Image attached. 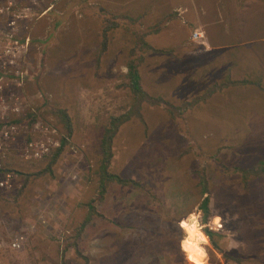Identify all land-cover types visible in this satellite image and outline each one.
Returning <instances> with one entry per match:
<instances>
[{
    "label": "rangeland",
    "instance_id": "rangeland-1",
    "mask_svg": "<svg viewBox=\"0 0 264 264\" xmlns=\"http://www.w3.org/2000/svg\"><path fill=\"white\" fill-rule=\"evenodd\" d=\"M74 2L56 0L49 34L33 35L38 41L18 90L23 106L36 109L29 83H37L39 114L60 128L53 133L58 141H68L55 162L41 163L48 169L31 179L19 199L4 196L11 201L3 202L0 196V264H85L83 256L89 264H237L220 253L212 257L209 240L197 256L180 245L191 223L205 235L207 229L219 232L211 224H223V248L232 252L245 245L238 229L246 221L264 224V181L245 180L234 170L252 166L253 157L264 159V0H87L89 10ZM34 6L41 10L37 1ZM196 31L202 36L196 38ZM55 40L49 49L47 42ZM192 55L191 77L186 70L194 65ZM140 56L142 86L166 101L165 107L145 101L141 114L123 86L126 62ZM206 59L207 71L200 69ZM156 61L171 63L164 69L169 74L156 73ZM173 78L181 81L176 90ZM243 78L250 82H236ZM228 79L234 83L222 87ZM45 96L49 101L42 104ZM60 107L73 118L69 139L53 114ZM125 113L130 117L118 129L109 172L143 177L149 187L140 191L109 181L104 200L96 203L104 218L93 215L77 238L87 203L99 191L104 133L113 116ZM52 154L50 149L47 155ZM13 160L29 172L42 170L19 155ZM204 177L207 195H202ZM208 195L211 212L204 221L200 204ZM244 208L250 216L241 220ZM192 213L195 221L188 217ZM181 219L187 221L185 229ZM14 241L21 247L13 248Z\"/></svg>",
    "mask_w": 264,
    "mask_h": 264
},
{
    "label": "trees",
    "instance_id": "trees-1",
    "mask_svg": "<svg viewBox=\"0 0 264 264\" xmlns=\"http://www.w3.org/2000/svg\"><path fill=\"white\" fill-rule=\"evenodd\" d=\"M73 4H78V3H83L86 0H80V1H76ZM159 30H156V32ZM144 35L146 36L147 34L144 33ZM145 39V37L141 38V41H143ZM140 41V42H141ZM144 46H146V48H152L155 53L158 56H163L164 58H169V55L166 51L161 50V49H157L156 47H154L153 45H151L148 42H144ZM191 57V56H190ZM178 59H181V61H184L183 57H179L177 56ZM141 61H143V57L140 56L138 61H132V60H128L126 62V66L128 67V72L125 73V76L127 78V82L123 84V86H125V88H129L131 91L132 96H134V101L132 103V107L134 110H138L137 112H139L141 114V109L143 107V104L145 101L147 102H151V103H166L165 98L162 95H157V96H151L144 88V86H142V81H143V77H142V70H140V68L138 69L139 65L141 64ZM176 61V60H174ZM157 64V68H156V73L158 74H162L165 73L164 69L169 70V66L171 65V63H167L166 61H164V65L160 66V62L156 61L155 62ZM210 63L207 59L204 61V64H200V69H203L207 71L208 68H210ZM21 67L23 69V67L26 65L22 63L20 61ZM159 65V66H158ZM21 69V68H20ZM215 70L216 72H218L219 70L216 69H212ZM226 71V70H224ZM220 80L223 79V77L218 78ZM237 83H241V84H245L250 82L249 79H242V80H237ZM234 82L230 79H228V81L224 82L222 85V87H225L229 84H233ZM258 85L261 84V82L257 83ZM217 88V87H216ZM208 92H212L211 90ZM201 98V97H200ZM199 98V99H200ZM43 99V103L42 104H47L49 99L47 96H45ZM197 99L196 101L198 102ZM194 101L192 103H189L186 107L192 106L194 104H196L197 102ZM41 107V106H40ZM65 111H68L67 109H64L62 107L60 108H53V114L58 115V119H59V124L61 125V129L64 126V130L66 133V138L69 139V137L72 136L73 134V118L71 117V115H68ZM69 112V111H68ZM34 115H37L34 112H30ZM54 115V117L56 118V116ZM40 116V115H39ZM41 117V116H40ZM128 117H130V115H128V113L123 114L122 116L119 117H112L111 120V125L109 128H107V131L104 133V137L102 139V152H103V163L98 164L99 168L102 164V167H104V171L103 173L100 172V170H97L98 176H99V191L97 192V195L94 196V198L87 203V205L89 206V210H88V214L85 218V220L81 223V225H79L78 227V231L76 233L77 238H80L82 235V231L83 228L85 226H87L88 224H90V222L92 221V218L94 216H98V217H102L104 218L103 214H101L100 212H98L96 210V203L101 202L104 200L105 198V193L107 192V189L110 185L109 181H116L120 184L126 185V186H131L133 188H137L138 190L141 191V189H145L147 190V187H149V185L147 183H149L147 180L145 181V178L143 177H134L133 179H129V178H123L119 175L113 174L109 172V165L111 163L114 155H113V151H114V142L116 140V136H117V132L119 127L125 123L128 119ZM141 117V116H140ZM44 121V123L49 126L50 128L53 129H60L56 124L46 121L43 117H41ZM40 134V137H42L41 133H37L35 135V137ZM33 139L32 136L29 134L25 137V140H31ZM68 140H66L65 138L62 139V146L61 148H58L56 150V152H53V154L51 156H48L47 154H45L41 159L38 160H30L32 163L34 164V166L32 167H38L36 166L37 164H39L40 167H42V170L38 171V172H29L26 169H24L23 167H19L20 164H18V166L15 163H11L8 170H12L17 172L21 177L25 176L26 178L24 179V186L22 189H20V191L17 192L16 196H14V198L19 199V197L21 196V193L24 192L23 189L25 187L29 186V183L32 180L36 179L37 174L40 173H44L48 167L47 166H41V163L48 161L49 164L55 162L57 160V158L59 157V155L63 152V149L65 148V143ZM64 144V145H63ZM114 144V145H113ZM101 159V160H102ZM253 165L250 166L249 168H243L241 166H236L234 167L235 171L240 172L242 175H244V178L246 180V178L248 176H263L264 177V168H259L263 166V159H257L253 157ZM28 167V165H27ZM101 174V175H100ZM95 181V180H94ZM247 182V181H246ZM202 195L208 194V186H207V180L205 181V177H204V182H203V186H202ZM1 199H3V202H9L11 201V199H7L4 196H1ZM2 201H0L1 204ZM139 206V205H138ZM245 206V204L243 205ZM201 207L204 210V221H207L209 216H210V196H205L203 202L201 203ZM140 208V206H139ZM245 209V213L240 214L239 217L241 218V220L244 219V217L246 216H250L248 214L246 208ZM97 211V213H96ZM237 209L234 210V212H236ZM132 214L134 215V212H132ZM94 215V216H93ZM238 215V214H237ZM207 231V235L210 239V242L213 246V248H209L210 254L212 255V257H214L215 259H218L215 253H220L222 255V257L224 258L225 261L229 262V261H233L236 262L237 264H264V245L263 247L259 246L258 241L264 243V241L262 240V234L264 231V224H259L258 221L257 222H251V221H246L245 224L238 229V232L240 234H243L244 236H242L244 238L245 241V245L242 248H239V250H233L232 252L226 250L225 248H223L224 244L223 241L226 238V235L222 232H215L212 229L210 230H206ZM140 235V234H139ZM140 242H143V240H140ZM141 245V244H140ZM73 246L75 247V250L78 248L76 244H73ZM247 247H251V248H247ZM247 248V249H246ZM253 249V250H251ZM256 250V251H255ZM83 258L85 259V264H89V258L86 256H83Z\"/></svg>",
    "mask_w": 264,
    "mask_h": 264
},
{
    "label": "built area",
    "instance_id": "built-area-1",
    "mask_svg": "<svg viewBox=\"0 0 264 264\" xmlns=\"http://www.w3.org/2000/svg\"><path fill=\"white\" fill-rule=\"evenodd\" d=\"M25 50V45H21L18 40L13 41L9 38L6 41H0V189L14 187V180L17 176L7 170V165L16 151H20V157L25 160H36L41 159L50 149L59 146V141L53 134L55 133L54 130L47 132L46 129L47 133L39 140L35 138L24 140L23 132L27 131L28 126L20 124V119L25 112L22 99L20 96H11L5 93V89L9 85L7 82L9 78L12 80L11 77H13L19 81L20 77L24 78L25 72L19 69L17 65L24 57ZM37 126L39 128V124ZM32 131L34 129L27 132ZM15 144L19 145L16 147ZM13 146H15L14 150ZM197 225L199 228L204 227L199 222ZM210 226L218 230L222 228L223 224H211ZM20 246V242L13 243V247Z\"/></svg>",
    "mask_w": 264,
    "mask_h": 264
},
{
    "label": "clouds",
    "instance_id": "clouds-1",
    "mask_svg": "<svg viewBox=\"0 0 264 264\" xmlns=\"http://www.w3.org/2000/svg\"><path fill=\"white\" fill-rule=\"evenodd\" d=\"M30 16H31V12L29 11V8L28 7H24L23 5H21L18 0H0V41H6L7 39L11 38L13 41H17L18 40L21 43V45H25L26 50L24 52V57L21 58V60H24V61H25V59L27 61V59L29 58L31 52L33 51L32 50V46H34V44L37 43V41H38L37 37H33V35L28 33V31H25L26 27L22 24V22L25 21L26 19H28ZM194 56L195 55L191 56L192 62L194 61V58H193ZM193 64H194V62H193ZM24 69H25V66L21 70L24 71ZM194 69H195V64L192 67H189L188 70H186V71H188V74L191 77H192V75H194L193 74V70ZM26 71L28 73V69ZM26 71H24L25 75L27 74ZM165 73H168V72L165 71ZM24 78H25V76H24ZM173 84H174V89L173 90H176L179 87V85L181 84V81H178V80L173 78ZM158 95H162V94H158ZM162 96L165 98L164 95H162ZM154 105H162V106H164L163 103H160V104L154 103ZM56 138L59 139L57 136H56ZM61 143L62 142H61V139H60L59 146L54 147V149L57 150L58 148H61ZM51 151L55 152L52 149H51ZM18 153L19 152L16 151L15 154H13L12 158L9 160L8 165H7V170L9 168L10 164L14 162L13 157H17V155L20 156V153L19 154ZM260 157H264V156H260ZM20 159L25 160V159H23L21 157H20ZM36 160H38V159H36ZM27 161L31 162L30 160H27ZM260 168H264V163H263V166L260 167ZM8 171H10L11 173H13L14 175L17 176V178L14 180V187L11 188V189L3 188L1 190H14V189H17V188L18 189H22L24 184H25L24 179H21L20 175L17 172L12 171V170H8ZM257 179H261L262 181H264V177L263 176H259ZM24 190H26V189H24ZM205 195H207V194H205ZM193 214L194 213L189 214L188 217L193 216V220H194L195 216ZM188 217H186V219ZM215 218L218 221H222V218L217 216V215L215 216ZM181 220H182L181 221L182 222L181 225H183L182 227H184V229H185V224H187V221L185 219H181ZM199 223H200V220H199ZM223 227H224V225L222 226L221 229H218V231H223L224 230ZM206 237L209 240L208 243H210V239H209L208 235H206ZM14 242H19V241H14ZM13 243L11 244L12 247H13ZM20 244L22 245V242H20ZM180 250L185 252L182 249V245H180ZM206 250L208 252L209 248L206 249Z\"/></svg>",
    "mask_w": 264,
    "mask_h": 264
},
{
    "label": "crops",
    "instance_id": "crops-1",
    "mask_svg": "<svg viewBox=\"0 0 264 264\" xmlns=\"http://www.w3.org/2000/svg\"><path fill=\"white\" fill-rule=\"evenodd\" d=\"M18 1L24 7H28L29 9L32 8L33 12L38 14V17L35 20H32L33 14H34L32 12L31 16L28 19H26L25 21L22 22V24L26 27L25 31H28V33H30L31 35H35V36H40V35L46 34V33L49 34V26H50V24L48 25L47 21L51 17V13L55 9V7H57V6L54 5L56 0H18ZM36 1L41 5V10L40 11H37L38 9L34 6V3ZM73 5H71V6H73ZM75 5H77V6L81 5L86 10H89V9H87V7H89L90 9L92 8L90 6V4L87 2V0L85 2H83V3H78V4H75ZM54 21H55V19H54ZM51 24H54V26L57 25V23H55V22L54 23L51 22ZM47 43H48V48L51 49V50L54 49L55 46H56V40H55L54 44L52 43V41L47 42ZM50 43H52V44H50ZM48 58H50V57L47 56L46 59H48ZM39 59H40V57L38 58V60ZM31 62L32 61L29 58L26 61V64H28V66H29L31 64ZM29 84L31 85V87H30L31 91L35 92V93H33L34 102H33L32 106H38V104H35V102L40 101L39 98H41V97L38 96V94H37V90L39 89L37 87V83L33 84L32 80H31ZM36 166H38L37 167L38 169L42 168V167L39 166V164H37ZM55 180H56V178H55ZM24 189H26V187ZM24 189H23V191H24ZM64 189H65V191L67 190L66 187ZM18 191H20V189H18V188L14 189V190H0V196H16ZM22 194H23V192L21 193V195ZM106 196H107V194H106Z\"/></svg>",
    "mask_w": 264,
    "mask_h": 264
},
{
    "label": "flooded vegetation",
    "instance_id": "flooded-vegetation-1",
    "mask_svg": "<svg viewBox=\"0 0 264 264\" xmlns=\"http://www.w3.org/2000/svg\"><path fill=\"white\" fill-rule=\"evenodd\" d=\"M11 78H12V80L9 78V80L7 81V82H9V85L7 87H11V88L8 91H6V89H5V93L8 94V95H11V96H20L21 99L23 100L24 96H23L22 92L21 93L18 92V90L22 89L20 87L19 80L15 79L13 77H11ZM40 99L41 98H39V100ZM37 102H39V101H37ZM40 102H41V100H40ZM37 107L38 106H36V109L30 108V106H29L28 109L26 107H24L25 108V112H24V115L22 116V118L20 119V124H22L23 126L27 125L28 126L27 131L34 129V131H32V132H27V131L23 132V136L22 137L24 139L29 134L31 136L33 134V137H35V135L37 133H41L42 137H40V134H38L35 137L36 140H39V138H43L47 132H51V131L54 130L53 128H50L49 126H47L44 123L43 119L41 118L42 116L39 114V112L37 110ZM30 112H34L37 115H34V114L30 113ZM38 124H39V128H38V126L36 127V125H38ZM46 129L48 130L47 132L45 131Z\"/></svg>",
    "mask_w": 264,
    "mask_h": 264
},
{
    "label": "bare ground",
    "instance_id": "bare-ground-1",
    "mask_svg": "<svg viewBox=\"0 0 264 264\" xmlns=\"http://www.w3.org/2000/svg\"><path fill=\"white\" fill-rule=\"evenodd\" d=\"M194 35L196 38H199L202 36V33L196 31ZM207 240L206 235L197 229L195 224L191 223L190 229H188L182 241V249L188 254L190 253L197 256L200 254Z\"/></svg>",
    "mask_w": 264,
    "mask_h": 264
}]
</instances>
